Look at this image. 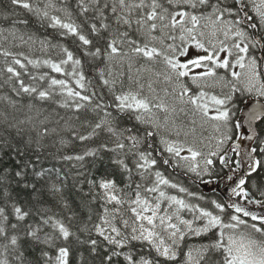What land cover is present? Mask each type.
<instances>
[{"label":"snow or ice","instance_id":"snow-or-ice-1","mask_svg":"<svg viewBox=\"0 0 264 264\" xmlns=\"http://www.w3.org/2000/svg\"><path fill=\"white\" fill-rule=\"evenodd\" d=\"M9 5L0 89L20 99L0 94V264H264V102L247 115L236 104L264 101V0ZM36 26L56 35L41 39ZM17 40L57 59L15 52ZM89 158L96 174L77 171L75 182L46 163L84 169ZM169 168L205 186L226 181L240 200L213 199V211L170 194L205 199Z\"/></svg>","mask_w":264,"mask_h":264},{"label":"trees","instance_id":"trees-1","mask_svg":"<svg viewBox=\"0 0 264 264\" xmlns=\"http://www.w3.org/2000/svg\"><path fill=\"white\" fill-rule=\"evenodd\" d=\"M0 5L3 6L4 10H7L10 7L9 0H0ZM31 31L34 32L35 35L38 36L41 39L46 38L48 33H52L53 36L56 35V33L53 30H51V29L40 28L38 26L33 27L31 29ZM55 42L56 41H53V43H55ZM167 42L171 43V41H167ZM15 44L18 45V46H15V47L12 48V50L15 51V52L23 51L25 54L29 55L32 58L44 59V58H49L50 57L52 59H57V55H56L55 51H51L49 53V56H46L45 53L40 50V45L38 43L35 44V45H31V44L22 45L20 43V41L17 40V41H15ZM5 47H9V45L5 44ZM0 66H2V65H0ZM139 66H140V64L138 63L137 67H139ZM124 67H127L126 64L124 65ZM30 71L33 74H37V70H35V69H31L30 68ZM45 72H48L52 76H56L57 78H60V79L64 78L63 76H60L57 73H52L50 71V69H48V68H41L39 70V73H45ZM94 74L95 73H94V70H93V75ZM5 75H7V74H5ZM23 78L26 80V82L33 83V81L30 79V77L25 76ZM185 82L189 86L193 87V89H195V85L190 83L187 80V78L185 79ZM217 88H218L217 90H219V92H220V88L219 87H217ZM209 92H215L216 93L215 89H212ZM219 92L217 94H219ZM0 94L12 95L14 98H16L14 96V93L11 90L10 85H8V84H5L4 87L2 89H0ZM16 99H20V98H16ZM23 99L27 100L28 98L24 97ZM248 101H250V96H248L247 94H243V95H239L238 96V99L236 100V104H237V107L240 109V113L242 112L243 108L245 107V105H246V103ZM61 111H63V110H61ZM211 133H212V129L211 128H208L206 131H202V134L204 136L206 134H207L206 136H210ZM216 135H218V134H216ZM98 143H99V141H98ZM83 150H84L83 146L77 145V146H74L72 148H67L64 151L79 153V152H82ZM203 150L206 151L205 149H203ZM46 163L48 164L49 167H51L52 165H56L57 166V168H56L57 171H60V166L63 163V171L66 174L69 175V180L71 182H75L77 179H81V178L76 177L74 175L77 171H85L86 175L89 178H91L92 176H94L96 174V167L93 166L91 158H89L88 160H86L84 162V165H85L84 169H77V168L71 167V165L79 163L77 161L61 162L59 160L49 159ZM105 167L107 168V170L109 172L112 171V168L108 165L107 161L105 162ZM225 173H226V170L223 169L219 165V162L217 160V165H216V169H215V172H214V176H223ZM165 175L169 179H171L173 182H176V183L188 188L189 191H191V192L197 193L198 195L205 197V199L200 200V199H196L194 197H186V195L184 193H179L176 189H171V188L166 189V191H168L170 194L178 195L180 197H184V198L190 200L194 204H198V205H200L202 207L208 208L209 210H213V211H216L214 209V207L211 205V201L213 199H215V200H217V201H219L221 203H225L223 198L218 193V191H216V190L213 191L212 190L214 187H211L210 185L205 186L204 184L200 183L199 180H197V178L195 177V174L187 172L186 169L177 168V169L174 170V169H170L169 168V169H167L165 171ZM250 191H251L253 196H255L256 198H259L258 196H260V195L256 191L255 188H251ZM21 198L22 199H27L26 196H22ZM259 199H261V197ZM229 211H231V210H229ZM184 215L186 216V218H191V214L190 213H184Z\"/></svg>","mask_w":264,"mask_h":264},{"label":"water","instance_id":"water-1","mask_svg":"<svg viewBox=\"0 0 264 264\" xmlns=\"http://www.w3.org/2000/svg\"><path fill=\"white\" fill-rule=\"evenodd\" d=\"M259 104H261V102H257V103H256L254 106H252V107L254 108V107L258 106ZM249 111H251V109H249ZM243 115H247V113L244 112ZM247 143H248V142H245V144H247ZM253 145H254V144H253ZM253 145H252V146H253ZM226 187H227V186H225V187H223V188H221V189L218 190V192L220 193V195H221L222 198L224 199L225 203L227 204V203H229V202H232L233 200H237V201H239L237 198L231 196L230 190H228V191L225 190ZM247 207H248L250 210H254V211L257 210V209H255V208H252V207L248 206V205H247Z\"/></svg>","mask_w":264,"mask_h":264},{"label":"rangeland","instance_id":"rangeland-1","mask_svg":"<svg viewBox=\"0 0 264 264\" xmlns=\"http://www.w3.org/2000/svg\"><path fill=\"white\" fill-rule=\"evenodd\" d=\"M168 43H170V42H168ZM161 67H162V65H161ZM124 69L126 70V67H124ZM194 71H201L200 69H196V70H194ZM186 79V78H185ZM188 80V79H187ZM190 83H192L190 80H188ZM218 88H216L215 89V91H216V94L219 92V90H217ZM210 90H212V89H208V91H210ZM252 97V100H251V102H250V104L251 105H253V104H256V102H254V101H257V100H259V99H257L256 97H254V96H251ZM207 135V134H206ZM205 135V137H214V136H216V133L212 130V133H211V135L210 136H206ZM215 143H216V141L213 139L212 141H211V144L209 145L210 147L211 146H214L215 145ZM227 147V146H226ZM206 151L208 150V148L206 149V148H204ZM186 154V153H185ZM227 185V182L226 181H224L222 184H221V186L222 187H225Z\"/></svg>","mask_w":264,"mask_h":264},{"label":"flooded vegetation","instance_id":"flooded-vegetation-1","mask_svg":"<svg viewBox=\"0 0 264 264\" xmlns=\"http://www.w3.org/2000/svg\"><path fill=\"white\" fill-rule=\"evenodd\" d=\"M259 199V198H258ZM253 206H256V205H253Z\"/></svg>","mask_w":264,"mask_h":264}]
</instances>
